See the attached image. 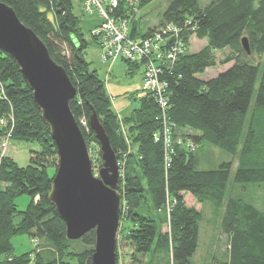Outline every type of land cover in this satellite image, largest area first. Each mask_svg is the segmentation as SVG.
I'll list each match as a JSON object with an SVG mask.
<instances>
[{
  "label": "trees",
  "instance_id": "obj_1",
  "mask_svg": "<svg viewBox=\"0 0 264 264\" xmlns=\"http://www.w3.org/2000/svg\"><path fill=\"white\" fill-rule=\"evenodd\" d=\"M154 1L138 0L129 6L118 0L109 13L112 18L127 20L130 40L161 35L163 41L169 40V48L179 42L183 51H178L172 62L157 67L158 81L165 85L163 92L156 96L144 89L141 81L140 94L131 98L138 106L129 116L119 118L112 110L105 82L85 59L91 45H100L91 30L99 28L101 21L89 31V41L73 13V0H0L66 71L76 90L69 107L85 142L98 144L88 125L94 112L118 163L123 161L119 220L130 225L122 238L131 250L130 263L144 260V264L148 256L163 254L166 264H192L202 212L187 206L184 195L188 193L196 204L209 205L219 219V232L227 237L225 259L211 264H264V201L254 197L264 192V0H211L206 5L200 3L202 0H169L157 25L141 32L136 13ZM191 38L204 40L206 45L189 53ZM242 39L248 42L249 55L242 48ZM224 50L229 53L220 64L232 65L210 80L199 79L197 76L216 67L215 54ZM120 62L130 74L141 67L143 77L144 59ZM0 84L4 88L0 145L9 128L10 143L38 147L25 167L6 154L1 157L0 264H70L69 259L75 264H90L94 232L77 241L66 239L65 225L48 201L57 169L56 149L19 67L1 51ZM161 98L166 101L165 109ZM81 120L86 128L80 125ZM1 121L10 124L8 128ZM121 125L128 127L126 138ZM204 146L229 155L231 160L216 170H200L196 154ZM234 162L233 185L243 190L245 199L235 196L234 190L228 191ZM48 169L53 170L51 174ZM21 196L29 197L23 212L15 203ZM143 209L149 212L144 214ZM163 225L168 227L165 233ZM16 236H27L36 247L43 241L49 250L37 247L34 252L12 257L11 239ZM75 242L83 249L72 253L69 249ZM117 250L116 245V264Z\"/></svg>",
  "mask_w": 264,
  "mask_h": 264
},
{
  "label": "water",
  "instance_id": "obj_2",
  "mask_svg": "<svg viewBox=\"0 0 264 264\" xmlns=\"http://www.w3.org/2000/svg\"><path fill=\"white\" fill-rule=\"evenodd\" d=\"M241 44L249 55L247 40L242 39ZM0 51L19 67L41 119L49 129L58 163L48 201L65 225L66 239L77 241L93 231L95 242L90 264H116L120 171L109 137L93 112L88 125L102 160L95 177L87 144L69 107L76 90L66 71L51 59L35 33L1 2Z\"/></svg>",
  "mask_w": 264,
  "mask_h": 264
},
{
  "label": "rangeland",
  "instance_id": "obj_3",
  "mask_svg": "<svg viewBox=\"0 0 264 264\" xmlns=\"http://www.w3.org/2000/svg\"><path fill=\"white\" fill-rule=\"evenodd\" d=\"M211 0H202L200 3L206 5ZM169 4V0H155L144 9L138 10L136 13V20L139 22V30L141 32H146L148 29L153 28L157 25L159 20H161L162 15L166 11ZM73 13L81 21V29L85 38L91 41L89 31L92 29L97 21L102 19L94 14H90L84 9L83 0H73ZM51 18V15H48ZM96 29L91 30V36ZM96 37V36H94ZM187 52L196 53L200 51L205 45L206 42L191 38L188 43ZM100 45L98 48L94 45H91L86 51L85 59L87 62L91 63V69L96 70L99 77L105 82L106 90L108 96L112 102V110L119 116V118H124L129 116L132 111L138 106L137 101H132L131 98L133 95H139L141 89V76L142 68L133 73H128L127 66L125 63L116 61L114 63H103L101 56L102 51L100 50ZM229 52L224 50L222 52H217L215 58L217 65L215 68L206 70L203 75L197 76L199 79L207 81L216 77L219 73L227 70L232 63L221 65L220 62L227 56ZM80 125L86 128V123L84 120L80 121ZM121 130L123 131L125 138L127 137L128 127L121 125ZM9 132V131H8ZM122 133V134H123ZM128 142V138L126 139ZM87 144V143H86ZM89 150V157L91 159L92 171L95 177H98V171L102 167L101 153L98 144H95L90 140L87 144ZM134 148V147H133ZM130 146L132 151L133 149ZM38 147L35 144L23 143L12 141L8 143V147L4 150V153L11 158L19 167H25L28 164V161L31 157L34 156V152H37ZM134 150V149H133ZM1 156V155H0ZM198 160V168L203 171L216 170L222 163L228 162L231 160L230 156L215 149L212 147L204 146L198 149L196 154ZM1 162V157H0ZM58 163V161H57ZM119 165L120 176H122L121 169L123 166V161L121 160ZM237 163L234 162L231 170V175L228 181V191L234 190V195H243V190L239 186L233 185V175L235 172V167ZM52 169H48V173H52ZM120 182V181H119ZM4 187V185H3ZM119 192V191H118ZM252 198V188L249 186L248 190ZM248 196V197H250ZM187 206H194L197 210L200 209L202 212V222L199 225V244L198 248L191 258L192 264H211L214 260L222 261L227 255L228 242L227 237L224 234L219 232V219L212 215V210L208 204L198 205L193 200L194 198L190 194L184 195ZM255 199L258 198L259 201H264V192L260 191L254 195ZM16 206L18 211L23 212L26 210V207L29 203L28 196H21L16 199ZM144 210V209H143ZM145 211V212H144ZM143 213L146 214L149 211L144 210ZM20 220V216L17 217L16 222ZM130 225L127 222L120 221L119 231L117 234V251L119 261L118 264H131L129 260V253L131 252L129 246L122 240L124 236V231H128ZM123 229V231L121 230ZM162 233L168 231L167 225H163L161 228ZM11 244L13 251L11 256L18 257L26 253L34 252L35 249L39 250H49L45 246L43 241H38V246L32 242L27 236H16L11 239ZM83 249V246L79 242L72 244L69 249L72 253L79 252ZM51 251V250H50ZM49 253V252H48ZM156 255L148 256L145 259L144 264H166L167 258L163 254H159L157 258H154ZM117 257V256H116ZM2 258H0V261ZM70 264H75V261H70ZM144 261V260H143ZM143 261L141 264H143Z\"/></svg>",
  "mask_w": 264,
  "mask_h": 264
},
{
  "label": "built area",
  "instance_id": "obj_4",
  "mask_svg": "<svg viewBox=\"0 0 264 264\" xmlns=\"http://www.w3.org/2000/svg\"><path fill=\"white\" fill-rule=\"evenodd\" d=\"M129 6H135L138 0H124ZM84 9L90 14L96 13L103 23L93 32V36L100 40V50L102 51L101 59L103 63H114L116 61L126 60L129 62H137L142 59L146 61L142 84L144 89L152 91L158 96L163 92L164 84L158 81L159 69L157 67L162 63H168L175 60L178 51H183V44L174 43L169 48V40L163 41L161 35H155L154 38L148 40L132 41L128 38V22L120 18H112L110 11L116 8L118 0H83ZM167 31L174 29L167 27ZM166 32H163V35ZM177 35V34H176ZM177 37V36H176ZM0 97H4V88L0 84ZM160 104L163 109L166 108V101L161 98ZM3 121H1V124ZM13 123V120L9 122ZM10 124L3 123V127L8 128ZM9 131V128H8ZM166 133V132H165ZM168 142V141H166ZM10 143V132L1 142L0 157L5 155L4 150Z\"/></svg>",
  "mask_w": 264,
  "mask_h": 264
},
{
  "label": "crops",
  "instance_id": "obj_5",
  "mask_svg": "<svg viewBox=\"0 0 264 264\" xmlns=\"http://www.w3.org/2000/svg\"><path fill=\"white\" fill-rule=\"evenodd\" d=\"M141 81H142V77H141ZM140 85H141V83H140Z\"/></svg>",
  "mask_w": 264,
  "mask_h": 264
}]
</instances>
